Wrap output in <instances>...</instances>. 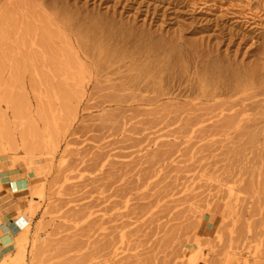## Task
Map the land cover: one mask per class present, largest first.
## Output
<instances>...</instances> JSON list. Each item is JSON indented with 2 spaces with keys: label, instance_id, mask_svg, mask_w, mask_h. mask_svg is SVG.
Instances as JSON below:
<instances>
[{
  "label": "rangeland",
  "instance_id": "obj_1",
  "mask_svg": "<svg viewBox=\"0 0 264 264\" xmlns=\"http://www.w3.org/2000/svg\"><path fill=\"white\" fill-rule=\"evenodd\" d=\"M247 1H206L204 14L223 25L195 34L182 26L183 36L260 64L264 0ZM111 3L0 0V239L20 241L0 246V264H264V135L244 149L247 137L223 136L214 117L188 134L180 119L158 130L144 122L152 106L106 99L105 80H119L124 69L111 71L121 62L83 65L57 17L59 8L103 13ZM180 12L134 18L173 36L176 21H191ZM232 25L250 35L220 42ZM192 103L182 106L191 116L210 105ZM22 181L26 188L14 191Z\"/></svg>",
  "mask_w": 264,
  "mask_h": 264
},
{
  "label": "bare ground",
  "instance_id": "obj_2",
  "mask_svg": "<svg viewBox=\"0 0 264 264\" xmlns=\"http://www.w3.org/2000/svg\"><path fill=\"white\" fill-rule=\"evenodd\" d=\"M100 1L101 4H107L109 1H112L111 5L103 13H101V10L95 8H93L92 11L80 9L75 12L67 10L66 8H59L60 11L57 18H59L60 21L62 18L63 27L69 30L72 41L78 52V58L83 61V65L87 64L91 66L92 69L98 66L104 69L110 68L111 65H116L121 62L117 65V68L114 69L115 71H111L114 74V72H117L120 68L124 69L123 72H121L123 74L119 77V80L112 79L111 76L108 78V75H105V77H107L105 81L108 82L107 89L113 92L111 94L109 93L106 99H109L110 102L115 99L116 102L117 99L122 101L135 98L137 101H140L144 107L152 106L151 108L154 109L149 113L147 112V114H152L153 117L151 120L145 119L146 121L144 122L152 124L155 129L156 127H161L158 130H162V128H165L169 123L171 124L173 120L180 119L182 125L185 126L183 127L184 132L188 130L190 133L196 125L206 120L210 121V119L214 117L216 118V126L219 128H217V132H220L223 136L226 135L227 137L229 134L232 136L234 132L235 137H247V140L241 147L254 142L255 135L260 134L262 135L261 137H263L264 66L262 64H264V57L261 56L262 61L258 65L245 66V64H239L236 59L230 58L226 54H221L219 49L215 46L217 45L216 43L213 46L206 41L202 42L201 40L203 38L200 39L199 37V39H196V37H194L195 39L193 38V40H190L183 36L182 26L190 30L191 34H195L223 25V23H219L218 15L217 18L214 17L212 20L207 17V14H204L205 12L208 13L210 9L208 6H203L208 0L202 2L201 0ZM118 2H120L119 6L121 7V12H118L116 9ZM245 4L249 5L247 0H245ZM241 5L244 4L242 3ZM248 5H246L248 11L254 7L250 8ZM98 9H100V7ZM185 9L189 12V19L191 21H176L175 23H177L179 28H176V34L173 36H169V29L168 31H164L163 29L157 28V30L151 31L153 28L149 26L145 27L141 25L138 27L135 21L136 18H134L135 16L140 17L139 15L144 14V12L145 15L149 13L155 16L159 10H161L162 14L169 16L175 15L174 17H177V15L181 13L180 11ZM125 10H133L134 12L132 14L134 17H126L124 19ZM248 11L245 13V16L249 15L250 18H253L252 15H255L253 14L254 12L251 13V11ZM256 16H258V14ZM238 17L239 16H237V18ZM159 19L161 20V18ZM161 21H163V18ZM243 21L242 24L246 22L245 25H247L249 20ZM250 25L251 24H248L247 26ZM233 26L234 25L230 26L228 31L220 37V42H224V40L231 42L233 36H237L236 38L240 37L239 39H241L244 38V36L248 37V35H250L249 29L245 30L241 28L240 30L239 28L234 32L236 27L231 28ZM207 35H210V33ZM44 42L45 40L42 41L43 44ZM67 60V67L71 69L73 62L69 59ZM103 81L104 80H102V82ZM105 87L106 86L102 89H105ZM172 88H174L175 91L179 89L178 92L187 93L182 98L185 100L179 98V93L174 94V89L172 90ZM58 91L60 94H64L63 97L68 95L63 89H59ZM188 98L190 100L186 101ZM195 99H200L201 102L204 101L210 103V105L205 103L208 105V107L206 105V108L204 107L206 112L200 111V113L197 112L199 114L195 113L194 116H191V112L188 113L187 111L188 108L186 110L184 109L186 107L182 108V106H189L186 104L192 103ZM163 101L164 103H161ZM178 104H181V107L177 108L176 105ZM158 106L160 107V111L163 110L162 113L156 110ZM167 107L174 108L168 109ZM202 109L203 108L199 110ZM256 109H258V111L251 113L252 110ZM153 111L156 112V115H154ZM185 112L186 115L181 117L182 113ZM194 112L195 111H193V114ZM157 113L159 115H157ZM204 114L210 116L204 118ZM256 115L257 117H255ZM262 122L263 125L259 126ZM174 123L175 122H173V124ZM206 129L207 127L205 131ZM206 137L207 135L205 138ZM260 149H262V147ZM18 188L25 189L26 183L24 181L19 182ZM17 243H20V241H14L7 236L0 239L1 247L9 246L13 250L16 248Z\"/></svg>",
  "mask_w": 264,
  "mask_h": 264
},
{
  "label": "crops",
  "instance_id": "obj_3",
  "mask_svg": "<svg viewBox=\"0 0 264 264\" xmlns=\"http://www.w3.org/2000/svg\"><path fill=\"white\" fill-rule=\"evenodd\" d=\"M13 185H14V187H15V190H14V191L24 190V189H19V188L17 187L16 184H13ZM10 188H12V186H11ZM18 189H19V190H18ZM7 237L10 238V239H13V238H11L9 235H8Z\"/></svg>",
  "mask_w": 264,
  "mask_h": 264
}]
</instances>
